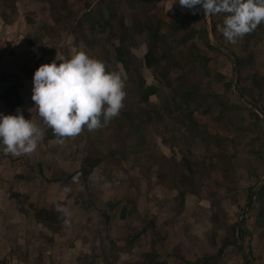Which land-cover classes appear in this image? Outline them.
Returning <instances> with one entry per match:
<instances>
[{"label": "rangeland", "instance_id": "rangeland-1", "mask_svg": "<svg viewBox=\"0 0 264 264\" xmlns=\"http://www.w3.org/2000/svg\"><path fill=\"white\" fill-rule=\"evenodd\" d=\"M133 2L52 0L48 5L37 0H18L14 6L15 15L10 14L12 20L8 28L1 27L0 19L1 35H6L3 37L5 52H21L25 56L34 52L36 55L32 58L38 57L40 61L38 63L29 58L31 61L28 64L34 71L41 64L51 63L57 52L70 58L75 51L83 48L90 56L103 60L110 70L119 69L124 73L128 106L139 103L143 90L154 86L156 98L149 97L153 106L148 108L145 105L140 109L141 115L159 113L160 120L148 122L144 134L143 131L139 133V137L144 138L149 162L127 152L129 143L126 138L122 142L128 145L124 143L120 149L123 155L120 158H129L127 166L137 165V172L143 175L144 198L157 196L162 198L161 204L174 210L184 207L186 195L184 202L188 200L190 204L187 207L203 216L200 230L205 232L206 246H209L203 247L209 249L205 255L199 253L204 264H264V194L258 193V187L264 180V23L233 44L217 30L224 14L205 16L202 9L194 12L195 21L176 32L177 36H183L190 30L193 35L185 45L175 49L174 54L192 47L199 58L188 65V69L183 68L186 72L182 73L186 74L177 84L176 76L182 69H170V65L167 68L159 50L152 51L156 64L151 69L144 66L143 55L148 37L142 25L157 22L165 32L167 24L179 21L171 16L170 7L164 0H153L149 7ZM61 3L64 8L56 11L57 4ZM84 4L88 5L91 11L88 15L95 22L92 28L86 21L84 13L87 7ZM106 6L116 17L122 16V25L130 28L129 34L131 30H138L139 34L132 32L131 40L123 38L120 43L123 34L116 17L111 24L102 26L98 23L97 12L101 8L106 9ZM132 10L140 11L141 16L129 17ZM2 13L4 15L0 17L4 18L9 11ZM33 38H38V41L34 48H30L28 40ZM208 44L212 48H208ZM116 47L120 48L121 58L127 62L128 70L121 69L114 52ZM167 56L166 60L171 64L175 57L170 53ZM187 71L191 75H187ZM188 90L195 98L192 106L181 104V95ZM177 106L178 109H175ZM165 108L170 112L164 111ZM170 119L175 121L174 129L166 125ZM204 128L217 139L209 138L205 142L199 138L197 132ZM83 134L66 139V146L73 144L81 155L86 153L85 149L91 143L101 144L95 136L87 138ZM178 135L181 138L176 137ZM215 144H219V149L213 147ZM108 147L120 148L113 142L108 143ZM48 148L56 150V141L49 142ZM160 151L167 154L163 156ZM64 156L69 155L66 152ZM96 158H100L99 153H96ZM63 169L66 170V164ZM155 172L161 174L164 182L172 185L170 188L162 186L166 190L162 194L154 189L161 184L156 182ZM152 181L154 184L150 185ZM186 183L190 184V187L186 185L189 191L186 190ZM87 186L83 192L89 190ZM192 228L196 229V225Z\"/></svg>", "mask_w": 264, "mask_h": 264}, {"label": "crops", "instance_id": "crops-1", "mask_svg": "<svg viewBox=\"0 0 264 264\" xmlns=\"http://www.w3.org/2000/svg\"><path fill=\"white\" fill-rule=\"evenodd\" d=\"M164 1L171 14L177 11L196 15L182 7L179 0ZM2 12L0 16L4 15ZM8 16L0 17L2 28L11 24L12 18ZM2 28L0 114L13 115L5 108L1 95L14 87L19 110L26 119L43 126L33 109L34 71L28 64L29 58L34 61L39 58H32L34 52L31 56L21 52L7 54ZM52 141L56 137L51 129H46L44 140L32 154L6 156L0 148V264H204L199 253L205 255L209 249L203 247L209 246L205 232L200 230L203 216L187 207L190 204L188 200L184 202L186 195L184 207L174 210L161 204L162 198H144V178L137 172V165L127 166L129 158H120V153L109 158L107 150L117 153V149L107 148L108 144L100 145L101 162L82 180L79 169L85 153L81 155L73 144L67 147L66 139L63 145L57 144L56 150L50 151L48 143ZM66 152L68 157L64 156ZM127 152L143 161L142 156ZM153 184L154 181L150 185ZM86 185L89 190L83 192ZM159 186L154 189L164 193V185ZM58 204L70 209L68 223L60 218ZM50 206H55L57 214L55 221L48 222L42 210ZM38 211L44 213L40 220L35 217Z\"/></svg>", "mask_w": 264, "mask_h": 264}, {"label": "clouds", "instance_id": "clouds-1", "mask_svg": "<svg viewBox=\"0 0 264 264\" xmlns=\"http://www.w3.org/2000/svg\"><path fill=\"white\" fill-rule=\"evenodd\" d=\"M179 4L194 12L202 9L205 16L224 14L217 30L233 44L264 23V0H179ZM125 88L122 71H109L103 60L85 49L70 58L57 52L55 59L41 64L33 76L31 99L43 126L26 119L19 109L16 115L0 114V148L6 156L20 157L38 149L46 129L63 145L65 139L85 130L104 127L125 107ZM56 210L68 223L70 209L58 204Z\"/></svg>", "mask_w": 264, "mask_h": 264}, {"label": "trees", "instance_id": "trees-1", "mask_svg": "<svg viewBox=\"0 0 264 264\" xmlns=\"http://www.w3.org/2000/svg\"><path fill=\"white\" fill-rule=\"evenodd\" d=\"M37 1L50 5L52 0H37ZM14 2H15V0H0V10L1 11L8 10L9 14H13ZM152 2H153V0H134L133 3H137L138 5H142V6L144 5L145 7H149L150 3H152ZM84 6L87 7V12L84 13L86 15V21H88L91 24V28H92V26H94L95 22L92 20V18H91L92 16L88 15V13L91 11L89 10L88 5L84 4ZM106 7L108 8L109 11L107 10V8L106 9L101 8L97 12V16H98L97 19H99L98 23H100V25H102V26L111 24L112 23L111 21L116 17L114 12H112L111 8L109 6H106ZM63 8H64V5L62 3L57 4L56 11H61ZM139 16H141V13H140V11H137V10H132L129 14V17H139ZM171 16L173 18H175L176 20H178L179 23L167 24L165 26V28H166L165 32L162 30L163 26L160 28L161 24L157 23V22L154 23V25H148V23L142 25V29L144 30V32H146L147 37H148V43H146V52L143 55V63H144V66L146 68L151 69L152 68L151 66L156 64L155 63L156 59H154L152 51L155 52V50H159L160 51L159 56H160V58H162L163 60L166 61L167 68H168V65H170V67H169L170 69H173V68H177L179 70L182 69L179 72V74H177V76L175 75L176 77H178L176 79L177 84H178L179 80L182 78L181 76L186 74V73H184V74L182 73V71L186 72V70H183V68L187 67V69H188V65H191L192 63H194L199 58V55L193 53L192 47H190L188 50H184V51L179 52V54H174L175 53L174 50L178 49L183 44L185 45L186 44L185 42H187L193 35L190 30H188V32L185 33L183 36H177L176 32L182 31V29L189 27V24L191 22L195 21L196 16L194 14L179 13L177 11L173 12L171 14ZM122 19H123L122 16H120V17L117 16L115 19L117 21V25L121 28L122 34H123L121 39H120V43H122L123 38L125 41H129V38L131 40L132 32H135L136 35L139 34L138 30L137 31L131 30V33L129 34L128 30L130 28L128 26L122 25V22H123ZM157 21L161 22V20H159V19ZM6 22H7V20H6ZM262 25H263V23L261 25H259L258 27H261ZM124 35H125V37H124ZM28 41L30 43V46H34V44H36V42L38 41V38H33L31 40H28ZM205 44H206V42H205ZM207 47L210 48L211 46L208 44ZM114 52H115L116 58L118 59L117 60L118 63L121 65V69L122 70H128L127 62L121 58L122 54L120 52V48L119 47L114 48ZM168 53H170L171 55H173V57H175V58H173V60L171 58V60H172L171 64L169 63V61L166 60V58L168 57L167 56ZM180 55H183L184 57H182ZM169 57H172V56L169 55ZM175 59H178V61H176ZM116 68L118 69V67H116ZM107 69L109 71H112L108 67H107ZM36 70H37V68H34V73ZM116 71H120V70L118 69ZM188 72L189 71H187V75H191V73H188ZM165 80H167V79H165ZM166 83H167V81H166ZM166 87H167V85H166ZM143 91H144V94L141 96L140 99L138 98L139 103H137L135 106L134 105L128 106L126 104V100H125V107L121 111L120 116L117 118H114L106 126L101 127L95 131H92L91 134H89V131H87V130H85L83 132L87 138H93L92 136H95L96 138H98V140H99V142H101V144L97 143V145H96L95 143H91L85 149L86 153H85V156L82 158L80 169H79L80 177L82 178V180H84L86 178V176H88L90 174L92 169L95 168L101 162V158H96V153H99L98 150L99 151L102 150L101 146L108 144L110 142H113V143H118L119 147H122V145L124 143V142H122V139H124V138H126L125 139V140H127L126 142H129V144H130L128 146V148L126 149L127 151H131L132 153L137 154L140 157L142 156L143 160L145 159L146 163L149 162V160L147 159V155L145 153L144 138H140L139 133H141L143 131L142 134H144V130L147 128L148 122L155 121V120L159 121L160 119H159V113L158 112H155L154 115H152L150 113L141 115L140 109H142L145 105H148V108L153 106L149 101V97L153 96L156 98V95H157V93H155V91H153L152 89H147V90L144 89ZM192 95L193 94L191 93V90H188V92L187 91L183 92L181 95V104L192 106L191 102H193V100L195 99ZM1 99H2L1 101L3 102L5 108L9 112H11L13 115H16L17 114L16 110L19 109V97H18L14 87H10L8 90L3 92L1 95ZM175 109H178V106ZM167 110H169V109L165 108L164 111H167ZM181 110H182V108H181ZM184 110H186V109H184ZM148 111H149V109H148ZM155 111H157V109H155ZM167 112H170V111H167ZM180 112H182V111H180ZM174 123H175V121L170 119V121L166 125L168 126V128L173 127L172 129H174V127H176ZM165 129H167V127ZM183 134H185V133H183ZM197 134H198V137L203 138V140L205 142L209 138L217 139L216 136H213V135L210 136L205 131V128L200 130L199 132H197ZM176 137L181 138L180 135H178ZM213 147H215V149H219V144H215V145H213ZM209 150L211 151V149H209ZM206 151H208V149H206ZM106 153L108 154L109 158H112L115 154L118 155L120 153V148H118L117 153L111 149L107 150ZM206 155H208V154H206ZM121 156H122V154H121ZM174 163L175 162L173 161L172 165ZM146 166L148 167V165H146ZM173 175H175V174H173ZM155 179H156V182L161 183L159 185H164L166 188H170L172 186V185H169L168 183L164 182L161 179V174H159L158 172H155ZM179 182L182 183L183 181L180 179ZM186 185L188 187H190V184L186 183L185 187H186ZM186 190L189 191L187 187H186ZM258 193L264 194V184L259 189ZM53 207H55V206H50L48 210H42V211L46 212V214H47L46 220L48 222L55 221V216H56L57 212L53 209ZM39 210H41V209H39ZM43 215H44V213L41 211H38L35 213V217L38 220H40ZM218 253H220V250H218Z\"/></svg>", "mask_w": 264, "mask_h": 264}, {"label": "water", "instance_id": "water-1", "mask_svg": "<svg viewBox=\"0 0 264 264\" xmlns=\"http://www.w3.org/2000/svg\"><path fill=\"white\" fill-rule=\"evenodd\" d=\"M233 67L235 68V63L233 64ZM263 184H264V180H262L261 185L258 187V189L261 188Z\"/></svg>", "mask_w": 264, "mask_h": 264}]
</instances>
